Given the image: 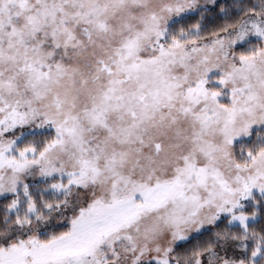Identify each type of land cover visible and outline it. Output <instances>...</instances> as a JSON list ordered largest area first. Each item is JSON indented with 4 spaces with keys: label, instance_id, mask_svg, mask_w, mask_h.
Segmentation results:
<instances>
[{
    "label": "snow or ice",
    "instance_id": "snow-or-ice-1",
    "mask_svg": "<svg viewBox=\"0 0 264 264\" xmlns=\"http://www.w3.org/2000/svg\"><path fill=\"white\" fill-rule=\"evenodd\" d=\"M0 264H264V0H0Z\"/></svg>",
    "mask_w": 264,
    "mask_h": 264
}]
</instances>
